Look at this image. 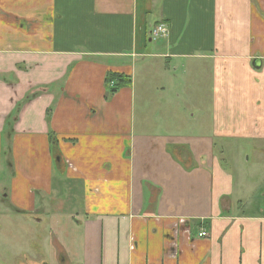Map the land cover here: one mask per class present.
I'll use <instances>...</instances> for the list:
<instances>
[{
	"label": "crops",
	"instance_id": "crops-1",
	"mask_svg": "<svg viewBox=\"0 0 264 264\" xmlns=\"http://www.w3.org/2000/svg\"><path fill=\"white\" fill-rule=\"evenodd\" d=\"M0 264H264V0H0Z\"/></svg>",
	"mask_w": 264,
	"mask_h": 264
},
{
	"label": "trees",
	"instance_id": "trees-1",
	"mask_svg": "<svg viewBox=\"0 0 264 264\" xmlns=\"http://www.w3.org/2000/svg\"><path fill=\"white\" fill-rule=\"evenodd\" d=\"M130 83L127 77L120 74H109L106 78V86L110 95L116 93L122 87L130 85Z\"/></svg>",
	"mask_w": 264,
	"mask_h": 264
},
{
	"label": "built area",
	"instance_id": "built-area-1",
	"mask_svg": "<svg viewBox=\"0 0 264 264\" xmlns=\"http://www.w3.org/2000/svg\"><path fill=\"white\" fill-rule=\"evenodd\" d=\"M168 34H169L168 26L164 23H161L152 29L150 36L152 40H159L160 38L167 37ZM208 236H209V233L206 231V229H202L198 233L199 238H207Z\"/></svg>",
	"mask_w": 264,
	"mask_h": 264
},
{
	"label": "rangeland",
	"instance_id": "rangeland-1",
	"mask_svg": "<svg viewBox=\"0 0 264 264\" xmlns=\"http://www.w3.org/2000/svg\"><path fill=\"white\" fill-rule=\"evenodd\" d=\"M242 146V145H241ZM241 146H237L236 148L238 149V148H240ZM234 147V146H233ZM229 154H233V155H237L236 154V150H229ZM246 156H250L251 157V154L250 153H244V155H243V158H242V160L240 161V165L239 166H237L236 164H234V168H235V171L236 170H245V171H247L249 168L246 166V165H243L242 163L244 162V160H246ZM241 165H243L242 167H240ZM19 237V236H18ZM19 239L20 240H16V242L17 243H21L22 242V239L19 237Z\"/></svg>",
	"mask_w": 264,
	"mask_h": 264
}]
</instances>
